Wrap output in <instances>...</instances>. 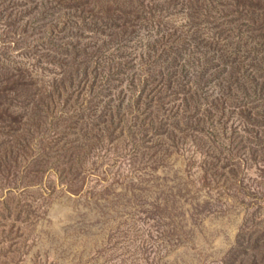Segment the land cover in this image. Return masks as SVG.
Instances as JSON below:
<instances>
[{
  "label": "rangeland",
  "instance_id": "rangeland-1",
  "mask_svg": "<svg viewBox=\"0 0 264 264\" xmlns=\"http://www.w3.org/2000/svg\"><path fill=\"white\" fill-rule=\"evenodd\" d=\"M0 264H264V0H0Z\"/></svg>",
  "mask_w": 264,
  "mask_h": 264
}]
</instances>
